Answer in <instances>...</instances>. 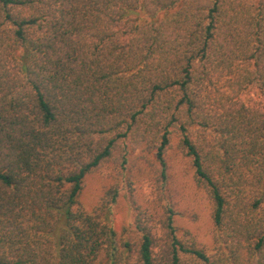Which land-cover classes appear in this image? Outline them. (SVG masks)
Segmentation results:
<instances>
[{"label": "trees", "instance_id": "1", "mask_svg": "<svg viewBox=\"0 0 264 264\" xmlns=\"http://www.w3.org/2000/svg\"><path fill=\"white\" fill-rule=\"evenodd\" d=\"M175 154L211 247L183 230ZM0 264H264V0H0Z\"/></svg>", "mask_w": 264, "mask_h": 264}, {"label": "rangeland", "instance_id": "2", "mask_svg": "<svg viewBox=\"0 0 264 264\" xmlns=\"http://www.w3.org/2000/svg\"><path fill=\"white\" fill-rule=\"evenodd\" d=\"M176 185L180 188L176 193V203L180 211H182L181 224L183 230L190 229L192 234L198 237L201 242H205L212 246L213 229L209 219V203L206 197L194 185L192 180V169L188 161L183 157H177L174 160ZM144 170L136 171L135 175V193L137 199L143 205H149V199L153 197L154 181L148 172ZM116 174L112 171V167L106 166L88 176L85 188L81 195V201L84 207L91 211L100 204L106 187L113 186L117 183ZM120 179V178H119ZM121 190L120 198L113 208V218L117 229L121 230L124 225L133 222L135 213L130 202L131 192L128 186H123L124 182L120 179ZM196 212L197 218L192 215Z\"/></svg>", "mask_w": 264, "mask_h": 264}]
</instances>
